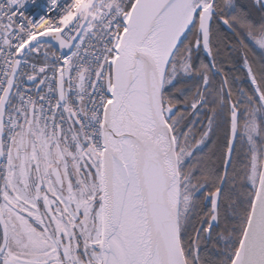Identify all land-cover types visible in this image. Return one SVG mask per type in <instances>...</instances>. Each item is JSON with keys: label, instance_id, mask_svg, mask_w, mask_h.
<instances>
[{"label": "snow or ice", "instance_id": "1", "mask_svg": "<svg viewBox=\"0 0 264 264\" xmlns=\"http://www.w3.org/2000/svg\"><path fill=\"white\" fill-rule=\"evenodd\" d=\"M28 3L0 0V264H264V0Z\"/></svg>", "mask_w": 264, "mask_h": 264}, {"label": "built area", "instance_id": "2", "mask_svg": "<svg viewBox=\"0 0 264 264\" xmlns=\"http://www.w3.org/2000/svg\"><path fill=\"white\" fill-rule=\"evenodd\" d=\"M61 3H64V0H60ZM48 3L49 0H35V3H32L29 0L26 8L24 9L25 15L32 19L33 17L38 18L40 15H47L48 14ZM55 15V13H53Z\"/></svg>", "mask_w": 264, "mask_h": 264}, {"label": "flooded vegetation", "instance_id": "3", "mask_svg": "<svg viewBox=\"0 0 264 264\" xmlns=\"http://www.w3.org/2000/svg\"><path fill=\"white\" fill-rule=\"evenodd\" d=\"M250 55H258L257 53H250ZM201 58H203V54H201ZM238 75H243V70H241L240 73H238ZM199 126V125H198ZM243 151V150H242ZM205 152H207V149H205ZM242 158V157H241Z\"/></svg>", "mask_w": 264, "mask_h": 264}, {"label": "rangeland", "instance_id": "4", "mask_svg": "<svg viewBox=\"0 0 264 264\" xmlns=\"http://www.w3.org/2000/svg\"><path fill=\"white\" fill-rule=\"evenodd\" d=\"M198 126V125H197ZM215 139V138H214ZM211 146V145H210Z\"/></svg>", "mask_w": 264, "mask_h": 264}]
</instances>
